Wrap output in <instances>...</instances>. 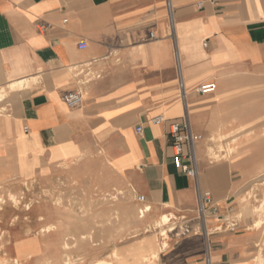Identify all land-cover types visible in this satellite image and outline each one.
Segmentation results:
<instances>
[{"label": "crops", "instance_id": "1", "mask_svg": "<svg viewBox=\"0 0 264 264\" xmlns=\"http://www.w3.org/2000/svg\"><path fill=\"white\" fill-rule=\"evenodd\" d=\"M23 79L0 103V188L64 180L83 158L98 173L108 158L120 167L100 173L148 211L138 230L173 225L154 264H264V229L238 219L264 175V0H0V88ZM208 83L215 92L199 95ZM172 122L201 137L196 180L173 164ZM237 134L212 161L214 139Z\"/></svg>", "mask_w": 264, "mask_h": 264}, {"label": "rangeland", "instance_id": "2", "mask_svg": "<svg viewBox=\"0 0 264 264\" xmlns=\"http://www.w3.org/2000/svg\"><path fill=\"white\" fill-rule=\"evenodd\" d=\"M8 103L12 105L11 101H6V104ZM247 132V130L243 131L242 134L247 135ZM219 138H222L221 135ZM232 138L231 136L221 143L220 140L214 139L217 147L215 152H210L212 161H218L221 157V153L216 152L224 151L223 155L227 158L229 154L234 153ZM26 146L27 142L24 139L17 144L20 159ZM214 154L218 157L215 158ZM118 167L120 166L106 158L97 173L88 158H83L66 173L64 180L26 186L18 182L16 187L11 189L0 188V197L3 200V204H0V263L12 264V260L16 259L17 255L25 252V248L20 246L21 238L15 239L13 234L36 236L39 235V228L42 225L46 230L56 223L66 226L62 231L51 236H49L51 233L48 234L46 242L51 249L47 255L49 254L50 258L63 252L62 243L67 240L70 242L72 237L76 238L77 248L71 252V259L77 260L73 264H112L115 261L112 256L114 251L133 252L136 248L135 242L140 238L152 240L155 239L156 232L160 235V229L155 226L153 229L145 230V233L152 231L147 236L144 234V229L136 230L137 224L132 220L129 224L125 222L126 217H123L121 212L128 209L133 211L131 205L134 203V197L122 188L114 186L109 175L100 173L101 170L118 169ZM116 190H121L123 194L119 195ZM9 194L13 195L16 204L9 199ZM69 198L71 205L67 204ZM263 198L264 175L261 174L256 176L249 189L244 191L242 199L249 207L242 209L241 220L254 222L253 217L258 219L261 214H254L253 211ZM26 206H29V211H26ZM137 209L138 207H135V210ZM104 214H107L106 217L110 220L108 223L103 221ZM40 217L43 218V223L40 222ZM112 224L114 227H111ZM263 229L264 226L260 228ZM133 243L135 244L129 250L123 248ZM28 264H34V259ZM51 264L64 263L52 261Z\"/></svg>", "mask_w": 264, "mask_h": 264}, {"label": "bare ground", "instance_id": "3", "mask_svg": "<svg viewBox=\"0 0 264 264\" xmlns=\"http://www.w3.org/2000/svg\"><path fill=\"white\" fill-rule=\"evenodd\" d=\"M26 84H27V80L23 79L9 83L6 89L0 88V102L5 101L6 99L8 100L16 99V97L18 96V92L22 91ZM237 139H238L237 135L233 136V138L231 139V144L234 145L237 142ZM214 156L215 158L218 157L216 156V154H214ZM197 157H198V152H197ZM116 191L119 193V195L123 194L121 190H116ZM9 199L13 201L14 204H16V201L12 194H9ZM0 204H3V200L1 199V197H0ZM67 204L68 205L72 204L70 198ZM25 209L26 211L30 210L29 206H26ZM146 213H148V211L147 210L144 211L143 209H137L133 211H130V209H128V210H123L121 212V215L129 220L128 221L125 218V222H127L128 224L131 220L135 222L137 224L136 230H138V227L142 224L143 219L147 215ZM253 213L261 214L260 217L253 222V228L259 230L264 226V198L261 200V202L259 203L257 208L253 211ZM106 216L107 214H104L103 217L105 218L103 221L108 223L110 220H108ZM242 216L243 213L241 212L240 215L238 216V219L241 220ZM39 220L42 223L44 222L42 217H40ZM112 226L114 227V224H112L111 227ZM153 226H155V228L160 229L159 233L161 237V242L159 246H156L152 242L150 243V241H152L151 239H139L138 242H136L135 244L136 248L133 252L127 253L125 251L122 252L114 251L112 253L113 254L112 256L114 257L115 261L114 263L112 262L111 263L112 264H154L156 261H158L159 251L166 249V247L168 246L167 243L168 237L166 233L168 231H173V225L170 223L168 216H162L157 221L154 222ZM64 228H66V226H62L60 223H56L53 226L48 227L47 230L45 229V226L42 225L39 228V235L36 236H29L28 234H24L22 236L18 233L13 234L15 239L19 237L21 238L20 246L25 248V252L21 255H17V258L12 260V264H28V262H31L33 259H34V264H51L52 261L57 263L63 262L64 264H73V262L77 260V259L75 260V258L71 259V252L77 248L75 237L74 238L72 237L70 242H68L67 240L66 242L62 243L63 252H61L59 255H55L53 256V258H50L49 254L47 255V253L51 248L49 247L50 245H48V242H46V238L54 233L62 231ZM48 234L50 235L48 236ZM0 264H7V262H3Z\"/></svg>", "mask_w": 264, "mask_h": 264}, {"label": "built area", "instance_id": "4", "mask_svg": "<svg viewBox=\"0 0 264 264\" xmlns=\"http://www.w3.org/2000/svg\"><path fill=\"white\" fill-rule=\"evenodd\" d=\"M37 28L38 30L42 31L45 29V26L38 25ZM150 37H152V33H150ZM85 48H86L85 42L82 41L78 44V49L84 50ZM215 90H216L215 83L203 84L196 88V92L199 95H209L211 93H214ZM63 102L69 108L77 107L82 102V95L78 91L67 93L63 97ZM150 122L153 125H158L164 122V119L161 116H156L152 118ZM168 132H169V136L172 139L171 157L174 166L187 177L196 180L198 175V157H197L196 144L201 140V137L199 135H195L191 131L190 126L187 123L172 122L169 124ZM135 133L138 135L141 134L142 127L137 126L135 128ZM209 200H210L209 193H205L199 198V203H200L199 213L202 217L204 215L202 202L204 201L208 202ZM136 201L138 203H144V197L141 195H137Z\"/></svg>", "mask_w": 264, "mask_h": 264}]
</instances>
